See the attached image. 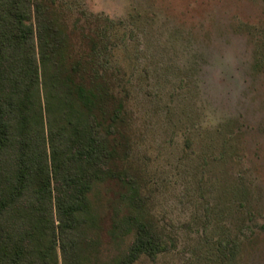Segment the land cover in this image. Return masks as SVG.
<instances>
[{
    "label": "rangeland",
    "instance_id": "rangeland-1",
    "mask_svg": "<svg viewBox=\"0 0 264 264\" xmlns=\"http://www.w3.org/2000/svg\"><path fill=\"white\" fill-rule=\"evenodd\" d=\"M67 3L82 24L114 21L107 67L126 99L130 172L173 244L134 264H212L215 240L237 264H264V1Z\"/></svg>",
    "mask_w": 264,
    "mask_h": 264
},
{
    "label": "trees",
    "instance_id": "trees-1",
    "mask_svg": "<svg viewBox=\"0 0 264 264\" xmlns=\"http://www.w3.org/2000/svg\"><path fill=\"white\" fill-rule=\"evenodd\" d=\"M69 1L0 0V264L153 260L173 244L130 172L114 21L82 24ZM215 243L212 264H237L232 242Z\"/></svg>",
    "mask_w": 264,
    "mask_h": 264
}]
</instances>
